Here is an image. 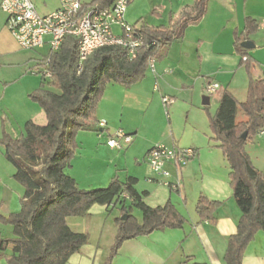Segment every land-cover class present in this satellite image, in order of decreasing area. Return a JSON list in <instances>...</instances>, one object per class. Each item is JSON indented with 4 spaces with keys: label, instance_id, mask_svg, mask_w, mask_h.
I'll list each match as a JSON object with an SVG mask.
<instances>
[{
    "label": "crops",
    "instance_id": "1",
    "mask_svg": "<svg viewBox=\"0 0 264 264\" xmlns=\"http://www.w3.org/2000/svg\"><path fill=\"white\" fill-rule=\"evenodd\" d=\"M36 1L39 4L38 12L41 13L37 12L39 15H47L59 7V0H56L52 9L47 8L45 1ZM197 2L198 0H131L125 15L128 24L137 28L141 24L152 29L173 27L176 39L161 52L160 58L155 60L152 74H149L147 69L142 81L128 88L114 83L105 86L96 108V122L76 135L74 158L67 171L64 170L82 190L106 187L113 178H117L121 184L126 183L129 178L134 179L133 189L139 195L146 193V196L141 198L148 207L156 208L171 203L182 216L184 212L188 215L189 220L183 216L186 223L180 229L155 231L122 244L129 251H136L135 255L151 253L153 250L144 241L149 240L150 245L154 247V264H167L174 249L181 252L182 256L173 261L174 264H224L227 240L236 233L241 216L229 186V166L221 152L216 149V144L212 146V142H206L203 137L198 140L200 136L197 135L196 128L191 131V139L180 137L175 131L171 117L167 116V112L164 113L161 98L167 96L172 99L173 103L169 106L171 111L186 105L193 108L199 106L200 98L207 96L206 84L216 83L219 90L207 96L209 104L213 95L214 101L219 104L224 91L229 92L238 103H243L247 96L248 77L244 66L241 65L243 57L235 50L237 39L240 40V46L245 41L253 45L250 50H246L245 56L257 63L251 71L252 77L264 81V0H206L200 17L196 14ZM44 5L46 7L42 9ZM34 6L36 8L35 4ZM0 13V64L14 70L13 80L2 84L6 89L8 84L25 78L23 76L27 72L31 73V69L40 63L46 52L39 50L42 52L41 57L31 53L18 56L23 50L18 48L6 29V17L1 11ZM246 18L253 20L257 25L256 33L247 37L243 34ZM113 32L120 34L116 27ZM21 68L25 69V72H19ZM16 69L18 70L15 71ZM40 84L41 77L31 92H25L27 99ZM4 97L5 93L0 92V137L5 132L16 138L23 133L24 124L31 120L27 115L16 113L17 110L13 106L4 105ZM26 109L31 111L28 107ZM200 120L202 124L206 122L201 115ZM99 122L105 124L103 129L98 126ZM156 122L161 124L163 131L154 136ZM203 128L206 132L205 124ZM150 129H153V132ZM118 130L133 138L131 144L120 151L106 146L108 137ZM15 134L18 136L15 137ZM260 135L264 136V130ZM211 138L212 135L209 140ZM160 144L196 151V156L185 166H166L170 172L166 181L178 182L177 189L165 186L161 177L152 174L147 165V152ZM100 160L107 162L111 168L96 172L87 170L86 164ZM13 174L11 180L16 183ZM4 194H9L6 196L10 198L7 202L9 209L6 216L0 215L8 217L19 212L23 192L17 187H0V209L4 205ZM200 195L210 201L222 203L214 213L216 225L199 219L195 205ZM0 226L8 231L10 229L11 233L10 226ZM0 236L12 237H3L1 234ZM262 237L264 231L255 235L244 252L242 264H264V243L260 239ZM133 247L135 248L132 249ZM10 254L11 246L5 252L0 251V264H7L6 258ZM87 263L78 253L72 255L67 264Z\"/></svg>",
    "mask_w": 264,
    "mask_h": 264
},
{
    "label": "trees",
    "instance_id": "2",
    "mask_svg": "<svg viewBox=\"0 0 264 264\" xmlns=\"http://www.w3.org/2000/svg\"><path fill=\"white\" fill-rule=\"evenodd\" d=\"M112 1L93 0L101 8ZM205 1L198 0L196 4L198 17L203 14ZM256 31V23L246 18L243 34L247 37ZM138 36L141 45L133 59L124 49L111 46L97 49L81 63L75 40L66 38L59 52L48 55L51 79L41 78L39 88L28 95L43 113L45 123L27 121L18 137L5 132L0 137L2 156L14 168L13 179L23 188L20 211L8 217L0 215V224L12 228V237L0 236L1 252L11 246L7 264H67L87 242L86 235L69 228L67 219L86 214L93 205L108 207L122 194L127 195L130 208L141 212V222L130 216L122 203L121 214L127 218L116 220L115 241L103 264L112 263L125 241L155 231L180 229L186 223L171 203L148 207L141 198L146 193L139 195L133 189L134 179L121 184L113 178L106 188L82 190L64 173L74 158L76 135L96 122V108L105 86L114 83L128 88L142 81L148 60L160 58L176 39V31L173 27L152 29L141 24ZM239 41L235 50L245 57L241 65L248 77L246 100L238 103L224 91L215 114L208 115L210 140L229 166V186L241 213L236 233L227 240L224 264H242L247 246L258 232L264 231V175L253 167L244 150L251 136L264 130V81L252 77L257 63L245 56ZM238 113L243 120L237 121ZM244 132L247 136L242 139ZM221 206L200 195L195 211L201 221L216 225L214 213Z\"/></svg>",
    "mask_w": 264,
    "mask_h": 264
},
{
    "label": "built area",
    "instance_id": "3",
    "mask_svg": "<svg viewBox=\"0 0 264 264\" xmlns=\"http://www.w3.org/2000/svg\"><path fill=\"white\" fill-rule=\"evenodd\" d=\"M130 3L131 0H113L108 7L101 8L95 2L59 0L56 10L47 15H39L31 0H1L0 11L6 17V29L20 50L37 51L47 48L45 57L31 69V74L50 80L52 74L48 55L59 52L63 41L68 37L76 42L80 63L97 49L111 46L124 49L128 58L133 59L141 45V37H136L138 28L128 24L125 19ZM114 27L120 30V34L113 32ZM242 60L245 61V57ZM154 63V58L149 59L147 68L152 70ZM218 90L219 85L216 83H207L205 86L207 95H212ZM161 103L164 109H167L173 101L164 96ZM98 126L103 129L105 124L99 122ZM132 139L131 135L118 130L108 137L106 146L120 151L131 144ZM195 156L194 149L160 144L147 152L146 162L152 174L161 177L165 186L177 189L178 182L166 181L170 177L166 166L183 167ZM121 196L129 200L126 194Z\"/></svg>",
    "mask_w": 264,
    "mask_h": 264
},
{
    "label": "rangeland",
    "instance_id": "4",
    "mask_svg": "<svg viewBox=\"0 0 264 264\" xmlns=\"http://www.w3.org/2000/svg\"><path fill=\"white\" fill-rule=\"evenodd\" d=\"M31 1L36 5V9L38 12L39 9L38 1L36 0H31ZM43 1L47 3V8H51V9L53 8L54 4H56V0H43ZM82 1H86V0H82ZM145 1L148 2L149 0H145ZM45 7L46 6L44 5L42 9H45ZM0 15L2 14L0 13ZM39 50H43V53L45 52L47 53L46 47H44V49H39ZM39 50L36 52L23 51L18 56H26L28 55V53H31L33 55L38 54L39 55L38 57H41L42 52H39ZM17 70L18 69H16L15 71ZM18 71L22 73L25 72V69L21 68ZM13 73L14 70L6 67L4 64H0V92L5 93V97H4L5 101L3 102L4 105L13 106L14 109L17 110L16 113H18L19 115H27V118L29 117V120L37 124H44L45 120L43 113L37 108V106L29 102V100L26 98V95H24L25 92H31L32 88L38 85V82L40 81V76L27 72L23 76L25 78H22L20 81L18 80L15 83L8 84L7 88L4 89L2 84L4 82L12 81L13 80L12 78H14ZM148 73L152 74L151 70H149ZM210 99H211V103L207 106H202V99L200 98L199 106H193V108L192 107L190 108L189 105L180 106L178 108H175V111H171L170 107L168 106L169 108L167 107V109H164L165 111L164 110L163 111L164 113L167 112L168 113L167 116L171 117L172 121L174 122L175 131L177 134L180 135V137L183 136V138L186 140L191 139V136L193 135L192 129L196 128L197 135L200 136L198 140H200L203 137V139H205L206 142L207 141L208 142L210 141V143L212 142L211 144L213 146L216 143L209 140V136L212 134L209 129L208 115L215 114L219 104H216V102L214 101V95L211 96ZM26 107L30 108L31 111H28ZM204 107L206 108V111L203 110ZM34 110L36 111V113H33ZM200 115L203 118V120L206 121L203 122V124H205L206 126V132L204 131L205 129L203 128L202 120H200ZM239 120H243L240 113L237 114V121ZM161 128H162L161 124H159V122H156L154 126V136L156 135V133L159 134L161 131H163L161 130ZM150 130L153 132V129ZM14 136L16 137L18 135L15 134ZM93 149H95V146ZM244 150L249 155L253 167H255L258 171H260L264 175V136H261L259 133L252 135L250 140L245 144ZM1 152H2V148L0 147V187L5 188L6 185L10 187H17L18 190L23 192V189L11 180V175L15 172V170L9 163H7L3 159ZM86 165L88 167L87 170L94 172L104 171V169H108V167L111 168V165H109L107 162L104 163L102 160L91 161ZM65 171L67 170L65 169ZM78 172L81 171L78 170ZM106 187H93L92 189H85V190L102 189ZM6 196H9V194L3 195L4 205L0 209V214L4 216L8 214L9 206L7 202L10 200V198L9 197L7 198ZM122 203L129 209V215L134 217L137 220V222L140 223L141 222L140 211L134 207L130 208L129 206L130 202L127 201V199L122 198L121 195L118 197V200H116L113 204H111L108 207L93 205L86 212V214L78 217H73L71 219L69 218L67 220V224L73 232L84 234L87 236L86 244L82 246V248L78 252L80 257L84 259L85 263L89 262V264H103L104 260L108 257L111 247L114 244L115 236L117 234L116 220H121V218L124 216L121 214V208H120ZM183 216L189 220L188 215H186L185 212ZM0 234L3 237L10 236L11 235L10 229L8 231L2 228V226H0ZM260 239H262L263 240L262 243H264V237ZM144 241H146L148 243L149 248L153 250L151 253L145 252L135 255L136 251L130 250L131 251L130 252L127 248L121 246L115 257L112 259L111 264H154V247L150 245V242H148L149 240H144ZM134 248L135 247H133L132 249ZM166 248L167 247H165V249ZM179 257H182L181 252L174 249L173 253L172 254L170 253L169 255L167 264H174L173 261H176Z\"/></svg>",
    "mask_w": 264,
    "mask_h": 264
},
{
    "label": "water",
    "instance_id": "5",
    "mask_svg": "<svg viewBox=\"0 0 264 264\" xmlns=\"http://www.w3.org/2000/svg\"><path fill=\"white\" fill-rule=\"evenodd\" d=\"M241 47H242L243 49H245V50H250V49L253 47V45H252L251 43H249L248 41H245V42L241 43ZM207 105H209V97L204 96V97H202V106H207ZM246 136H247V133L244 132L243 135H242V139H245ZM126 218H127V215H124V216L121 218V220H122V221H125Z\"/></svg>",
    "mask_w": 264,
    "mask_h": 264
}]
</instances>
